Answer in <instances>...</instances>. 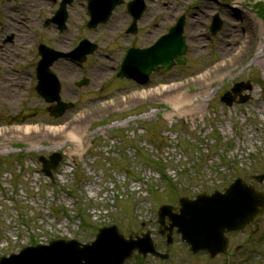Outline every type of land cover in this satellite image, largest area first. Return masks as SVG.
I'll return each mask as SVG.
<instances>
[{
	"label": "rangeland",
	"instance_id": "374dc122",
	"mask_svg": "<svg viewBox=\"0 0 264 264\" xmlns=\"http://www.w3.org/2000/svg\"><path fill=\"white\" fill-rule=\"evenodd\" d=\"M207 1L212 11L205 12L200 24L206 46L197 52L190 42L189 16ZM235 1L152 0L147 12L155 16L151 37L166 32L173 17L184 14L187 49L184 64L152 72L143 85L119 79L117 70L111 69L124 45L114 33L115 26L122 25L121 9L107 24L83 31L71 10L75 17L69 18L62 34L53 26L48 29L50 23L43 19L41 44L66 51L83 34L98 45L83 65L61 59L51 66L61 83V100L73 103L59 117L49 115L52 104L34 90L30 47L18 48L16 54L11 48L8 59L0 62V256L51 239L89 242L99 227L115 224L125 236L149 231L156 250L167 253L161 259L134 252L125 264H264V212L245 232L230 234L227 252L213 258L189 252L176 232L166 245L157 223L158 208L168 204L176 210L179 196L222 190L236 177L253 182V174L264 173V22L253 7L264 0ZM165 2L168 13L158 18ZM229 5L235 10L231 18L223 16ZM216 13L223 25L211 34L209 25ZM242 16L255 24L251 31L247 28L253 34L252 47L246 43L248 48L235 66L214 74L208 91L196 97L206 65L214 60L224 64L218 42L231 25L236 30L242 27ZM137 41L143 44L144 39ZM242 43L237 39L231 47ZM83 76L88 84L76 86ZM10 77L21 91L12 99L14 106L7 95ZM239 81L251 82L250 99L226 105L220 97ZM177 85L178 94L193 96L192 107L181 108L171 101L175 93L165 88ZM70 122L81 125L77 138L52 132ZM22 126L38 132L28 135ZM54 152L61 154V160L50 180L41 172L39 156ZM253 183L264 191L262 183Z\"/></svg>",
	"mask_w": 264,
	"mask_h": 264
},
{
	"label": "water",
	"instance_id": "95a60500",
	"mask_svg": "<svg viewBox=\"0 0 264 264\" xmlns=\"http://www.w3.org/2000/svg\"><path fill=\"white\" fill-rule=\"evenodd\" d=\"M183 24L184 19L181 17L167 35L147 50H129L118 76L145 83L152 70L169 69L174 64V59L180 64L184 63L182 55L186 46L182 36ZM220 26L221 21L215 17L212 31L216 32ZM83 49L81 53L85 55L93 48H86L84 51ZM59 55L62 54L47 56L42 61L40 84L37 87L46 101H56L50 109V114L56 117L73 106L71 103L61 102L59 83L55 76L49 73L48 65ZM77 55L76 52L72 56L80 59ZM251 88L249 81L235 83L230 91L221 97V101L230 105L236 100V96H239L236 101L244 103L250 95L242 94V91ZM60 158V154L55 153L48 159L40 157L42 171L52 177L51 170L57 167ZM252 179L264 184V173L253 175ZM178 205L177 212H173L174 208L169 205L159 208V233L166 236V243L169 245L176 228L175 231L181 235V241L187 244L193 254L204 251L213 257L226 251L228 233L244 231L257 215L264 212V192L257 190L253 183L236 178L222 192L215 190L210 194L199 193L194 199L180 197ZM134 250L142 255L150 253L160 258L167 257V254L155 249L149 231L141 236L125 237L116 225H111L100 228L92 242L58 239L50 241L48 245L26 246L16 254L1 256L0 264H124Z\"/></svg>",
	"mask_w": 264,
	"mask_h": 264
},
{
	"label": "flooded vegetation",
	"instance_id": "af4514ba",
	"mask_svg": "<svg viewBox=\"0 0 264 264\" xmlns=\"http://www.w3.org/2000/svg\"><path fill=\"white\" fill-rule=\"evenodd\" d=\"M128 1L130 0H124V3L118 6L117 9L123 8L126 11V2ZM148 1L146 0V2ZM85 2L87 0H0V62H5L11 46L15 49L25 47V39L22 40V36L32 37L28 35L33 32L35 37L37 33L36 25L40 28L43 18L52 19L62 3L65 4L66 8L64 29L66 31L67 23L71 17L70 12L74 9V5L85 7ZM77 15L79 16V13ZM121 19H118V23L122 25L121 27L116 25L114 33L119 34L122 29L124 30V41H122L124 44L146 47L153 41L151 34H149L151 24L147 14L137 21L135 32L129 35L125 31L130 21L127 11ZM26 23L31 24V26H26ZM54 26L55 30L58 31L57 25L54 24ZM147 35L148 37H146ZM140 37L144 39L143 44H138L137 40ZM123 49L122 45L120 50L122 51Z\"/></svg>",
	"mask_w": 264,
	"mask_h": 264
},
{
	"label": "bare ground",
	"instance_id": "6f19581e",
	"mask_svg": "<svg viewBox=\"0 0 264 264\" xmlns=\"http://www.w3.org/2000/svg\"><path fill=\"white\" fill-rule=\"evenodd\" d=\"M234 2H237V1L234 0ZM211 7H212V4L209 1H207L204 5L200 6L197 9V11L194 12V14L189 16L192 19L190 26H189V30H190L189 35H190V42L194 46V49H193L194 51L201 52L205 49L206 43L204 39V34L202 32L203 30L200 28V24H201V21H202V18L205 12L212 11ZM230 8L232 11L230 10ZM226 9H229V10H226ZM233 9H234L233 5H229L228 7H226L225 8L226 11L224 10L223 16L227 18L233 17V15H235V13L233 12L235 10ZM239 11H240L239 9L236 10V12H239ZM242 17H241L242 27L239 28V30H236V28L233 25H231L230 29L226 32L225 35L221 37L220 41L218 42L217 51L219 52L220 57H222V63L224 64H221V63L219 64V62L217 63V61L214 60L206 65L205 67L206 72L204 71L202 75L198 78V82L200 83V86L195 91L196 97H198L199 94L208 91L209 87H211V84H212V78L215 76L214 74L220 72V70L223 71L227 69L228 66L230 67L235 66L236 62L240 59V55L242 54V52L246 48H248L247 44L250 43L249 48L252 47L253 42L251 43L250 41L253 38V34L251 35L250 32L248 33V31L249 30L251 31V28L253 29L255 24H254V21H252L249 18V16H242ZM238 31L243 33L242 37L238 36L239 34ZM24 39H27V36H22V40ZM237 39L242 40L243 43L239 47H236V48L231 47L232 43L237 42ZM10 79L11 81L9 79L8 80L6 79V82L10 85V87L7 88V95L10 96L9 104L11 106H14L15 102H13L12 99L16 95V93L20 94L21 91L18 90V86H17L18 83H15V81L17 80L15 79L13 80L11 77ZM165 89L169 94L171 92L175 93L174 95L172 94L171 101L173 103H177V105L180 106L181 108H189L193 106L194 104L193 96L190 93L178 94L179 93L178 85L172 86V87L167 86ZM162 94H165V93H162ZM21 129L23 130L24 133L28 135L38 132L37 128L31 127V126H22ZM80 129H81V125L79 123L70 122L66 127L58 129V130H53L52 132L57 133L58 137L64 133H67V135H69L70 138L75 139L77 138L80 132Z\"/></svg>",
	"mask_w": 264,
	"mask_h": 264
},
{
	"label": "trees",
	"instance_id": "16d2710c",
	"mask_svg": "<svg viewBox=\"0 0 264 264\" xmlns=\"http://www.w3.org/2000/svg\"><path fill=\"white\" fill-rule=\"evenodd\" d=\"M260 16L263 18L264 20V3L263 4H259V10H258Z\"/></svg>",
	"mask_w": 264,
	"mask_h": 264
}]
</instances>
